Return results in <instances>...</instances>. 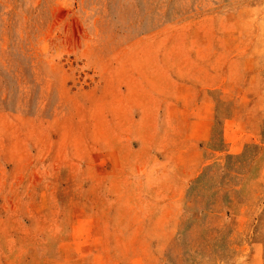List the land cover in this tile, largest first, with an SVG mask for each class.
<instances>
[{"label": "rangeland", "instance_id": "374dc122", "mask_svg": "<svg viewBox=\"0 0 264 264\" xmlns=\"http://www.w3.org/2000/svg\"><path fill=\"white\" fill-rule=\"evenodd\" d=\"M0 264H264V0H0Z\"/></svg>", "mask_w": 264, "mask_h": 264}]
</instances>
